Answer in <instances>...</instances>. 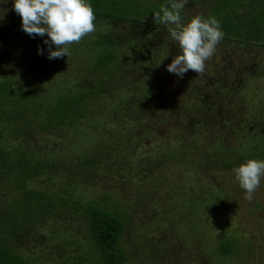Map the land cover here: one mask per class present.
<instances>
[{
	"label": "rangeland",
	"instance_id": "1",
	"mask_svg": "<svg viewBox=\"0 0 264 264\" xmlns=\"http://www.w3.org/2000/svg\"><path fill=\"white\" fill-rule=\"evenodd\" d=\"M114 1L104 6L89 0L94 11H105ZM117 1L118 9L110 12L134 15L127 18L143 12L153 23L146 35L130 23L96 18V31L72 44L70 56L49 59L47 34L29 36L14 0H0V84L11 80L0 103L9 101V91L16 98L19 86L33 91L28 107L37 97L47 100L84 87L79 82L91 92L70 125L41 127L43 107L0 117L1 146L12 160L25 156L51 164L43 165L28 187L46 186L53 193L59 179L70 177L76 197L94 199L120 215L117 264H264V180L249 202L233 172L248 156L264 160V23L254 20L238 30L257 43L245 47L222 40L203 75L189 70L181 78L167 70L180 54L179 44L168 26L153 20L166 0ZM207 11L188 0L183 20L206 17ZM113 44L117 53L110 69L94 71L97 57ZM219 75L225 93L211 82ZM197 92L202 100L192 95ZM2 108L9 110L7 102ZM94 152L95 172L77 177ZM17 186L14 180L1 185L0 203L17 197ZM64 212V218L48 219L29 232L22 251L40 264H56L60 252L70 256L74 247L64 249L62 241L75 234L83 238L84 227L80 217ZM223 239L231 240L230 254L218 250Z\"/></svg>",
	"mask_w": 264,
	"mask_h": 264
},
{
	"label": "trees",
	"instance_id": "2",
	"mask_svg": "<svg viewBox=\"0 0 264 264\" xmlns=\"http://www.w3.org/2000/svg\"><path fill=\"white\" fill-rule=\"evenodd\" d=\"M105 1L110 4L113 0H101L104 6L106 4ZM115 1V5L109 6L107 9L105 8V11H94L96 18L130 23L133 26L132 28L136 29L135 31L144 30V35H146V28L153 25V23L145 21L144 17L147 16L142 12L139 13V16H136L139 18H127L134 15L130 14L128 16L123 13L110 12L109 9L111 8V10L118 9V1ZM247 1L193 0L194 4H200L207 8L208 14L206 17L214 16L220 22L222 30L225 33L223 40L245 47L257 43L258 40L253 41L242 37L239 35V28L241 26L243 28L248 27L254 20L257 22L260 20L264 23L262 0H249L247 9L238 11V7ZM238 21L239 23H237ZM235 23L239 25L235 26ZM260 27L264 29V24L260 25ZM163 30L166 29L163 28ZM260 40L262 41L263 39ZM113 45V48L101 52L97 57V61L93 67L94 71L107 72L110 69V64L117 53V47H115V44ZM178 50L180 52L179 47ZM10 81L7 79L0 84V93L8 89L9 84H11ZM211 82L222 93H225L228 89L227 84L221 80L220 75ZM79 85L84 87H80L75 91L72 89H68L66 92L60 91L56 95L49 96L50 99L47 98V100H41L37 97L35 99L37 100L36 103L34 105L31 104V107H28V104L33 98V91H30V88L25 91L23 87L19 86V90L22 92L17 93L16 98L14 97L15 93L9 91L8 94L11 96L9 97V101L0 103V117L9 116L13 118L24 113L26 115L28 113L34 114L37 112V109L43 107L45 118L43 123H41V127H45L46 125L61 126L73 124L82 113L80 108L81 103L91 96L89 88L86 87L87 85L80 82ZM186 95L189 96L191 94L186 92ZM192 95H197L202 100V93ZM6 102L9 110L2 108ZM18 104L19 106H16ZM197 104H201L200 101ZM247 158L251 159L252 157L248 156ZM97 160L95 152L89 154L83 160L82 167L79 168L81 170L77 169L76 176L91 177V174L95 172L92 166L95 165ZM37 161L32 157L25 156H19L12 160L9 151L0 144V188L7 180H14L19 185V187L17 186V197L11 198L5 203H0V264H40L34 255L25 254L20 246L26 235L30 234L29 232L38 231L41 225L48 219L64 218V211L67 212L66 214H69L68 216L74 217L76 215L80 217V220L83 222L84 235H82L83 238L76 237V234L69 239L66 238L62 241L61 246L67 249L70 245L72 246L70 249L74 247V252L82 248V252L73 254L74 252L72 251V254L70 253V256L67 258H63V254L60 252L57 255L58 262L56 264H117L120 260L117 258V254H120L118 241L124 225L120 215L116 211H110L100 206L99 202L94 199L83 202L80 198L76 197L73 191H70V177L65 178L63 182L59 179L58 187H56L53 193L46 186L35 189L28 187L26 185L27 181L37 175L43 165L47 167L51 166L48 162ZM9 175H12V177H8ZM49 176L52 175L48 173ZM49 180L50 178L47 181L50 182ZM35 238L38 239L37 236ZM218 250L223 255L230 254L232 252L231 240L223 239L220 241ZM52 252H50V256L53 254Z\"/></svg>",
	"mask_w": 264,
	"mask_h": 264
},
{
	"label": "clouds",
	"instance_id": "3",
	"mask_svg": "<svg viewBox=\"0 0 264 264\" xmlns=\"http://www.w3.org/2000/svg\"><path fill=\"white\" fill-rule=\"evenodd\" d=\"M188 0H166L153 13L155 23L168 26L178 42L180 54L167 66L170 73L183 77L189 70L203 75L206 62L215 54L225 33L214 16L194 15L184 22L182 12ZM14 11L21 17L22 29L29 36L49 37V59L70 56V46L96 31L95 12L89 0H14ZM2 18V16H0ZM55 50H52V46ZM39 52L42 54L43 49ZM244 198L251 202L264 180V160L247 159L233 169Z\"/></svg>",
	"mask_w": 264,
	"mask_h": 264
}]
</instances>
